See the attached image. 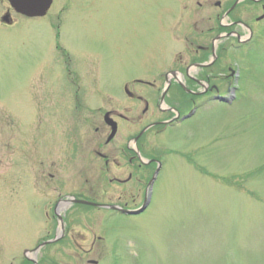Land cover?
I'll return each instance as SVG.
<instances>
[{
  "label": "rangeland",
  "instance_id": "obj_1",
  "mask_svg": "<svg viewBox=\"0 0 264 264\" xmlns=\"http://www.w3.org/2000/svg\"><path fill=\"white\" fill-rule=\"evenodd\" d=\"M180 9V0H53L45 16L15 15L13 25L0 23V259L32 245L44 211L51 210L47 196L76 193L69 189L76 170L68 164L59 170L65 185L59 181L56 190L58 181L39 176L45 145L56 153L60 144L74 145L78 130L87 134L83 121L54 126L51 111L68 118L76 94L126 101V81L157 77L178 48L170 24L181 21ZM238 61L240 81L247 80L233 104L211 102L146 140L145 146L166 147L147 208L134 215L91 214L106 242L119 244L109 245L117 251L107 258L115 255L119 264H264V43ZM124 139L117 135L113 142ZM95 168L98 174L100 165ZM79 173L83 185L85 170ZM96 179L97 191H119ZM61 248L46 246L38 256L77 264L74 246Z\"/></svg>",
  "mask_w": 264,
  "mask_h": 264
},
{
  "label": "flooded vegetation",
  "instance_id": "obj_2",
  "mask_svg": "<svg viewBox=\"0 0 264 264\" xmlns=\"http://www.w3.org/2000/svg\"><path fill=\"white\" fill-rule=\"evenodd\" d=\"M240 1L194 0L190 6L184 5L183 9L188 8L185 12L188 17H181L178 26H182L185 38H188L187 33L193 31L202 42L195 45L193 52L188 50L189 53L179 54L175 63L159 72L157 77L151 79L134 78L131 81L132 86L129 91L130 97L135 101L133 104L127 105L122 100L118 101V99L104 96L103 98L108 102L91 109L93 111L90 114V119L94 120L96 125L91 139L94 144L89 151L93 154V158L90 159L98 158L103 162V167L109 175L107 180L110 183L124 186L127 182L132 181L138 189L137 194H139L144 176V162L128 144L108 145V143L101 141L103 135L109 130L106 123H100V121H104L105 116L117 120L119 131L121 124L125 123L135 134H139V140L148 134L160 133L163 128L172 125L173 122L181 123L187 120L193 116L192 114L186 118L190 110L195 113L198 107L215 100L214 96L217 93H231L232 90L236 89L239 83V71L231 65H215L219 51L225 49V46L220 48V45L226 39H231L227 48L237 47L234 41L235 39L237 42L239 41L236 35H239L240 31L236 26L250 25L254 23V20H259L262 15H255L253 11L259 4L261 8H264L263 0H247L250 2L245 3L244 6L238 5ZM218 36H220L219 39ZM215 39L217 40L215 48L217 56L214 61L209 65L191 68L190 65L195 62L210 59L213 55ZM189 43L194 44V41H189ZM178 73L180 74L177 75ZM175 116L177 117L176 120L167 122ZM121 119L123 120L120 122ZM126 137L128 141L129 134ZM140 146L138 148L144 152L145 146L143 144ZM100 161L98 162L100 163ZM89 163L95 164L94 161ZM124 174H127L126 178H123ZM120 190L123 192V187ZM126 195L118 193L116 201H125L123 196ZM112 196L110 194L107 199L112 200ZM63 206L64 204L61 203L60 199L54 200L52 215L45 222L46 228L49 229L46 237L51 238L61 232V237H58V240L52 245H79L83 250V257L79 255L75 259L80 264L83 259L90 260L88 255L97 254L96 234L90 230L82 233L80 227L85 223L81 222V217L78 219V216H71L70 212L62 210ZM27 261L24 260L18 264H34L32 260H29L31 263ZM56 262L57 260L53 258L41 257L36 259V264H54Z\"/></svg>",
  "mask_w": 264,
  "mask_h": 264
},
{
  "label": "water",
  "instance_id": "obj_3",
  "mask_svg": "<svg viewBox=\"0 0 264 264\" xmlns=\"http://www.w3.org/2000/svg\"><path fill=\"white\" fill-rule=\"evenodd\" d=\"M51 0H45L43 3L44 5L41 7V11H43L44 7L46 8V6L49 5ZM27 11H30V9H26ZM146 205V202H144L143 206L139 209V210H142L144 208V206ZM138 211V210H137Z\"/></svg>",
  "mask_w": 264,
  "mask_h": 264
}]
</instances>
